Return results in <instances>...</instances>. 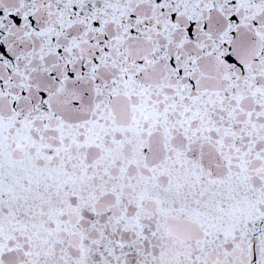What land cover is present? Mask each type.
Masks as SVG:
<instances>
[{
	"label": "snow or ice",
	"instance_id": "obj_1",
	"mask_svg": "<svg viewBox=\"0 0 264 264\" xmlns=\"http://www.w3.org/2000/svg\"><path fill=\"white\" fill-rule=\"evenodd\" d=\"M0 264H264V0H0Z\"/></svg>",
	"mask_w": 264,
	"mask_h": 264
}]
</instances>
